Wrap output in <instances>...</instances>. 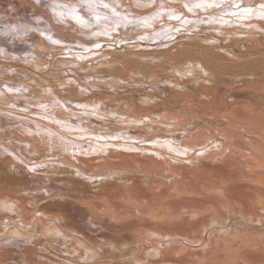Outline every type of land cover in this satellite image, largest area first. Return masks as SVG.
I'll use <instances>...</instances> for the list:
<instances>
[{
  "label": "bare ground",
  "instance_id": "6f19581e",
  "mask_svg": "<svg viewBox=\"0 0 264 264\" xmlns=\"http://www.w3.org/2000/svg\"><path fill=\"white\" fill-rule=\"evenodd\" d=\"M164 1L0 0V264H264V0Z\"/></svg>",
  "mask_w": 264,
  "mask_h": 264
},
{
  "label": "rangeland",
  "instance_id": "374dc122",
  "mask_svg": "<svg viewBox=\"0 0 264 264\" xmlns=\"http://www.w3.org/2000/svg\"><path fill=\"white\" fill-rule=\"evenodd\" d=\"M183 1H184V0H182V1H181V0H175V1H174V0H171V1H170V0H167V2L164 1V4L167 5L168 7L173 6V8H174L175 5H179V4L181 5V4H182V5H181V8H182V7L184 6V4L186 3V2H185V3L183 4ZM185 1H188V2L186 3V5H187L186 7H187L188 9L190 8V9H193V10L196 9V7H198L199 5L201 6L200 1H201L202 3L204 2V4H206V5L208 4V5H210V6H211V3H213V2L209 3V0H204V1H203V0H199V1H198V0H196V1L191 0V2H190V0H185ZM210 1H212V0H210ZM254 1H256V0H252V1H251V0H250V1L245 0V3H246L245 8H248V7L250 6V7L248 8L250 11H240V12H237V11L235 12V11H234L233 14L230 13V14H232V15H231V17H228V18H225V17L223 16V14H219V15H218L219 18H209V19H208L207 17H205V18H207L206 20H205L204 17H202L201 14H200V15L191 16V17H193V19H195V20H192L191 17H190V19H191L192 21H194L195 23H191V26H192L191 30L188 29V31H187L186 34H185V35H186L185 40H186V41L188 40V41H187V44H191V41H192L191 39H193L194 35H195L194 40L196 41V39H197V42H200V40H201V37H200V36H202L201 34H205V33H207V32H206L207 29L204 28L205 25H204V26L201 25V23H202L203 21H204V22L206 21V23H212L213 20H218V21H220V22H226V23H229V22H232V23H238L237 21H240V20H241V21H246V22H248V21H251V20H252L251 18H253V17H255V18H256V17H257V18L260 17V15H259L257 12H255L256 9H251V7H252V3H254ZM171 2H175V4L173 3L174 5H171V6H170V3H171ZM176 2H178V3H176ZM181 2H182V3H181ZM249 2H252V3H250L251 5H248V4H247V3H249ZM188 3H190L191 6H190V4L188 5ZM199 3H200V4H199ZM7 4H8V5H11V2H8ZM171 4H172V3H171ZM204 4H203L202 6H204ZM219 4H221V5L224 4V5H225V6L220 7L221 9H220L219 11H222V10H224V9H229V8H231V6H232V5H230L231 3H227V4H226V2H224L223 0H222V2H220ZM32 5H33V3H32ZM180 5H179V6H180ZM217 5H218V4H216V6H217ZM227 5L229 6V8H227ZM167 6H166V7H167ZM188 6H189V7H188ZM34 7H35V6H34ZM191 7H192V8H191ZM211 7H212V6H211ZM225 7H226V8H225ZM233 7L237 8V7H239V6H232V8H233ZM183 8H184V7H183ZM235 8H234V9H235ZM252 8H253V7H252ZM208 10H209V9H208ZM208 10L205 9V11H208ZM209 11H210V10H209ZM251 11H252V12H251ZM162 12H163V11H162ZM214 12H217V11H214ZM228 12H229V11H228ZM228 12H225V13H228ZM244 12H245V13H244ZM209 13H210V12H209ZM245 14H246V15H245ZM216 15H217V14H216ZM236 15H238V16H236ZM242 15H243V16H242ZM248 15H250V16H248ZM256 15H257V16H256ZM196 16H197V17H196ZM220 16H221V18H220ZM199 17H202V18H199ZM222 17H223V18H222ZM237 17H238V18H237ZM241 17H242V18H241ZM244 17H248V18L244 19ZM249 17H251V18H249ZM197 18H199V19H197ZM203 18H204V19H203ZM240 18H241V19H240ZM131 19H133V18H131ZM201 19H202V21H201ZM239 19H240V20H239ZM227 20H228V21H227ZM247 20H248V21H247ZM126 21H127V19H126ZM197 21H201V22H197ZM11 23H14V22L11 21ZM192 24H193V25H192ZM121 25H122V23L119 24L120 27H121ZM168 26H171V25H168ZM171 28H172V27H171ZM191 31H194L195 33H194V32H191ZM198 31H199V32H198ZM68 32H69L71 35H73V36H76V35L78 34V31H74V30H69ZM112 32H114V30H112ZM197 32H198V33H197ZM204 32H205V33H204ZM118 33H125V32H122V31H121V32H118ZM192 33H193V34H192ZM126 34H128V33H126ZM190 34H192L193 37H192ZM133 35H134V34H133ZM140 35H141V34L138 33V34H135L134 36H135V38H136V37H139ZM187 35H189V36H187ZM161 36L163 37V36H164V33H162ZM203 36H204V35H203ZM131 37H133V36L131 35L130 38H131ZM140 38H141V36H140ZM146 38H148V37H146ZM198 39H199V40H198ZM131 40H132V38H131V39H128V40L126 41V45H127V46H130L131 44H133V40H132V41H131ZM127 42H128L129 44H127ZM222 42L227 43V39L224 40V41H222ZM178 44H179L178 42H177V43L174 42V46H175V47H177ZM187 44H186V45H187ZM240 44H241V43H240ZM178 46H179V45H178ZM179 47H181V46H179ZM134 53H135V52H134ZM136 53H137V52H136ZM140 54H141V55H142V54L145 55L143 51H141ZM134 57H135V55H134ZM176 60H177V59L174 58L173 60H171V62H175ZM185 72L187 73V76L190 75V72H188V71H185ZM185 75H186V74H185ZM176 94L179 95V94H181V93H180V91H177ZM178 95H177V96H178ZM202 98L204 99V97H202ZM180 106H181V105H180ZM173 107L175 108V107H177V105H175V106H173ZM12 156L14 157V155H12ZM15 157H17V155H15ZM15 157H14V158H15Z\"/></svg>",
  "mask_w": 264,
  "mask_h": 264
}]
</instances>
